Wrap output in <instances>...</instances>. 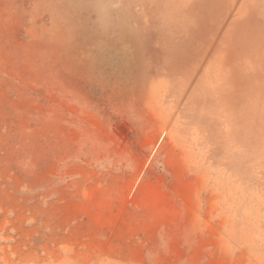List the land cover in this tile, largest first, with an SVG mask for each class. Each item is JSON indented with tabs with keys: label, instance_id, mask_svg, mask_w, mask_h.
<instances>
[{
	"label": "rangeland",
	"instance_id": "1",
	"mask_svg": "<svg viewBox=\"0 0 264 264\" xmlns=\"http://www.w3.org/2000/svg\"><path fill=\"white\" fill-rule=\"evenodd\" d=\"M0 264H264V0H0Z\"/></svg>",
	"mask_w": 264,
	"mask_h": 264
},
{
	"label": "crops",
	"instance_id": "2",
	"mask_svg": "<svg viewBox=\"0 0 264 264\" xmlns=\"http://www.w3.org/2000/svg\"><path fill=\"white\" fill-rule=\"evenodd\" d=\"M112 198L118 199L120 196L117 198V196L114 195ZM112 211L115 212V214L111 215V221L105 222L103 227H94L95 231H97V234H90L88 236L86 240V249H88L89 253L93 252V254H102L107 252L116 253L119 255L128 253L144 254L145 248L147 247L145 238L137 235L134 241H129L131 237L128 236V232L132 231L133 229L138 233L143 232L142 226L144 221L137 220L138 222H136L135 226L131 225L132 221L127 218V216L118 214V212H120V205L114 206ZM80 220L83 219L81 218ZM80 223L89 225V222L84 220L80 221ZM98 230L104 231V233H98ZM92 248L94 250H91Z\"/></svg>",
	"mask_w": 264,
	"mask_h": 264
}]
</instances>
